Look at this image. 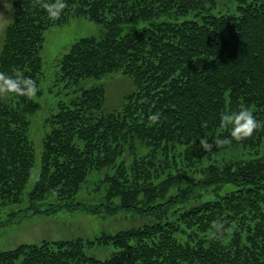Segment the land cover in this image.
<instances>
[{"label":"trees","instance_id":"obj_1","mask_svg":"<svg viewBox=\"0 0 264 264\" xmlns=\"http://www.w3.org/2000/svg\"><path fill=\"white\" fill-rule=\"evenodd\" d=\"M236 1L237 13L218 14V0H65L53 20L33 0H11L16 14L3 30L0 72L20 71L39 91L32 99L0 97V207L23 204L17 212L26 218L76 208L91 172L106 167L113 170L102 181L107 204L82 208L153 220L92 240L22 243L0 250V264H264V155L203 165L212 153L264 139V126L238 142L220 123L222 112L245 105L264 125V0ZM81 16L103 33L79 39L60 59L57 80L75 95L51 118L38 177L26 192L36 163L29 129L42 91L45 34ZM114 73L133 90L105 112V85L83 84ZM156 112L160 121L149 126ZM201 138L231 143L206 152ZM214 223L224 225L219 239L211 237ZM111 243L105 259L86 250Z\"/></svg>","mask_w":264,"mask_h":264},{"label":"rangeland","instance_id":"obj_2","mask_svg":"<svg viewBox=\"0 0 264 264\" xmlns=\"http://www.w3.org/2000/svg\"><path fill=\"white\" fill-rule=\"evenodd\" d=\"M11 4V0H0V50L3 40V30L5 26L14 18L16 11L12 6L9 11L5 5ZM218 14L237 13L236 0H218V6L215 10ZM191 15L181 16L177 21L190 18ZM138 24L137 26H141ZM103 28L100 24L86 18L75 17L67 23L51 27L45 34V43L42 50L43 73L41 78V95L36 97L38 102L37 113L31 117V126L29 136L35 146L36 163L34 171L26 185V192L30 191L38 177L41 167V155L43 150L44 137L51 131L50 122L54 114L59 110L60 104H68L74 97V92L62 89L57 78L60 75V59L67 52L70 46L81 38L88 36H100ZM93 83L105 85L106 103L105 112L121 107L125 94L133 90L132 81L121 74H110L103 79H88L83 85L89 86ZM145 146L137 144V153L143 152ZM257 155H264V139L259 146L244 147L241 144L224 148L218 152L212 153L210 158L206 156L203 165L211 163L223 164L231 158H251ZM112 172L108 168L93 170L87 181L82 185L79 194L76 197V203L82 205L71 207H60L55 212L47 214H38L30 217H23V213L17 212L23 208V204L9 207H0V250L13 249L22 243H39L42 241H59L66 239L83 238L95 239L103 232L115 233L120 230L139 227L153 219L139 215L134 211L116 209L113 213L100 212L90 213L84 210L85 205L90 207L95 205H106L104 198V183L102 182L106 172ZM196 179H202V173H196ZM186 179L180 185L185 184ZM232 188V186H228ZM179 187H173L169 195L178 192ZM118 202V199L115 200ZM190 201L189 204L195 203ZM187 206V205H186ZM89 254L98 258L105 259L114 250L113 244L86 246Z\"/></svg>","mask_w":264,"mask_h":264},{"label":"clouds","instance_id":"obj_3","mask_svg":"<svg viewBox=\"0 0 264 264\" xmlns=\"http://www.w3.org/2000/svg\"><path fill=\"white\" fill-rule=\"evenodd\" d=\"M36 6L44 9L48 13L49 18L53 20L59 19L63 10L67 7L65 0H55V2H51V0H33V7ZM5 7L9 11L12 10L11 4H6ZM0 16H3V14H0ZM38 91L36 81L30 77H25L22 72L16 71L14 75L0 72V97L15 94L32 99ZM160 117L161 113L159 112L150 115L148 117L149 126L158 123ZM220 123L221 127L231 129V138L238 142L251 138L258 129L264 126L255 118L253 110L245 105H241L238 111L222 112ZM230 143L231 140L227 138L216 139L212 143H209L205 138L200 140V146L206 152L211 151L213 147L219 148ZM212 227L215 231L211 234V237L215 239L221 238L224 232V225L214 223ZM227 231L230 232L231 229Z\"/></svg>","mask_w":264,"mask_h":264}]
</instances>
